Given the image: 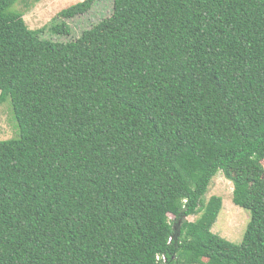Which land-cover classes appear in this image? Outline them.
Masks as SVG:
<instances>
[{
	"label": "trees",
	"instance_id": "trees-1",
	"mask_svg": "<svg viewBox=\"0 0 264 264\" xmlns=\"http://www.w3.org/2000/svg\"><path fill=\"white\" fill-rule=\"evenodd\" d=\"M18 1L0 0L19 127L0 140V264H264V184L243 176L264 160V0H114L68 41L44 34L98 0L40 30ZM219 171L251 212L239 244L212 231Z\"/></svg>",
	"mask_w": 264,
	"mask_h": 264
},
{
	"label": "rangeland",
	"instance_id": "rangeland-1",
	"mask_svg": "<svg viewBox=\"0 0 264 264\" xmlns=\"http://www.w3.org/2000/svg\"><path fill=\"white\" fill-rule=\"evenodd\" d=\"M83 0H20L14 10L21 13L31 30H40L57 19L59 13ZM114 0H98L93 8L86 14L65 19L71 28L70 35H56L46 31L44 36L53 40L68 41L78 38L85 29H89L113 12ZM59 21L61 19H57ZM19 127L14 117L10 100L0 104V140L11 139L18 135ZM253 187L264 184V160L250 168L244 175ZM234 184L227 179L222 171H219L205 196L206 204L220 200L221 209L212 231L233 243H241L250 221L251 212L234 203ZM216 204V203H215ZM204 213L190 216V221H199ZM170 220L174 219L172 214ZM181 221L175 223L179 228Z\"/></svg>",
	"mask_w": 264,
	"mask_h": 264
},
{
	"label": "built area",
	"instance_id": "built-area-1",
	"mask_svg": "<svg viewBox=\"0 0 264 264\" xmlns=\"http://www.w3.org/2000/svg\"><path fill=\"white\" fill-rule=\"evenodd\" d=\"M158 258H159V259H162V258H164V257H163V256H159Z\"/></svg>",
	"mask_w": 264,
	"mask_h": 264
}]
</instances>
